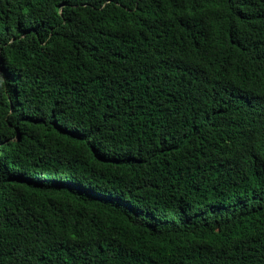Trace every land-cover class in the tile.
Listing matches in <instances>:
<instances>
[{
  "label": "trees",
  "instance_id": "16d2710c",
  "mask_svg": "<svg viewBox=\"0 0 264 264\" xmlns=\"http://www.w3.org/2000/svg\"><path fill=\"white\" fill-rule=\"evenodd\" d=\"M0 264H264V0H0Z\"/></svg>",
  "mask_w": 264,
  "mask_h": 264
}]
</instances>
